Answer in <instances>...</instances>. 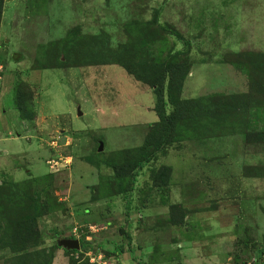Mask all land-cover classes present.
I'll list each match as a JSON object with an SVG mask.
<instances>
[{"label": "rangeland", "instance_id": "374dc122", "mask_svg": "<svg viewBox=\"0 0 264 264\" xmlns=\"http://www.w3.org/2000/svg\"><path fill=\"white\" fill-rule=\"evenodd\" d=\"M133 21L163 38L154 44L136 38L138 60L162 63L180 52L193 63L184 97L240 88L245 77L219 61L230 52H264V0H4L0 237L20 228L37 239L18 253L0 242V264L41 249L54 256L52 264H264V179L242 175L245 164H264V148L243 145L238 134L205 143L179 134L131 185L129 174L125 184L108 181L112 170L101 161L119 164L116 153L140 147L158 119L152 90L118 65L31 69L41 46L75 26L87 38L104 32L116 46L128 33L139 35ZM18 91L22 110L15 106ZM132 159L124 157L122 166ZM162 166L171 174L156 186L152 172ZM32 208L38 217L29 221ZM62 239L88 244L66 255L53 247ZM250 246L263 254L253 256Z\"/></svg>", "mask_w": 264, "mask_h": 264}, {"label": "trees", "instance_id": "16d2710c", "mask_svg": "<svg viewBox=\"0 0 264 264\" xmlns=\"http://www.w3.org/2000/svg\"><path fill=\"white\" fill-rule=\"evenodd\" d=\"M3 3L4 0H0V19ZM155 21L154 19L153 22ZM132 23H135L134 28L137 29L139 35L133 32L128 33V35L126 34L127 42L124 44L117 43L116 46L112 45L111 38L104 32L102 35L87 38L80 32V26H75L69 29L62 39L53 40L41 46L38 50L41 59H37L31 68L32 70H44L118 65L136 81L149 86L152 90L155 95L153 111L156 112L158 119L155 123L150 124L140 147L123 149L116 153L121 159L119 164L115 161H101V164L104 163L106 167L112 170L113 175L108 181L115 179L116 183L125 184L123 176L129 174L128 185H131L144 164L156 158L158 153H165V148L171 145L179 134L181 137L200 141H203L204 138H220V142H222V137L239 134L242 135L246 144L264 146V52L253 50H248L249 52L246 54L230 52L219 61L223 66H230L237 75L245 77V92L237 93L234 91L235 87L237 89L243 87L241 85L239 88L235 83L234 87L227 92H221L220 89L207 95L198 94L192 98H185L183 96L184 86L193 63H187L184 57L180 58V52L173 54L170 59L164 60L162 63L138 60L137 58L142 56H138L134 49L136 38H140L141 41L146 39V43L150 42V44H154L155 41H160L163 38L160 32L159 34L155 33V30L145 24L138 21ZM160 28V31H166V26H160ZM170 34H175L177 40L182 41L184 45L187 44L175 31H171ZM24 83H21L19 88H26L29 98V90L25 85L27 83ZM16 97L15 106L22 110L20 103L23 101L20 91H18L17 96L15 94V99ZM15 99L13 98V102ZM166 105L170 106L168 113L165 110ZM259 123L263 125L261 130L254 127ZM124 157L133 159L127 160L126 166H122ZM168 174H171V167L168 166H162L157 171L152 172L155 185H164V177ZM242 175L248 179H264V164H245L242 167ZM104 179L107 178L102 177L101 183ZM3 186L2 183L0 188ZM125 190L126 188H120L118 193ZM16 192L18 191L13 192L15 197L18 196ZM33 201L35 202V200ZM45 207L48 206L45 205ZM178 207L180 213L177 220L178 225H183L185 210L181 205ZM36 211L34 208L30 209L32 218L29 221L37 219ZM36 239L32 236H26L25 232L18 228L6 239L0 237V242L2 248L9 247L14 253H18L23 250L21 246L36 241ZM78 242V250L59 246L58 241L53 247L62 248L66 255H70L85 249L88 244L84 240H78ZM53 257L47 249H41L18 254L15 256L13 264H52Z\"/></svg>", "mask_w": 264, "mask_h": 264}, {"label": "crops", "instance_id": "0c3cea01", "mask_svg": "<svg viewBox=\"0 0 264 264\" xmlns=\"http://www.w3.org/2000/svg\"><path fill=\"white\" fill-rule=\"evenodd\" d=\"M103 66H107V65H103ZM84 67H91V66H84ZM79 69V68H82V67H72V68H54V69H64V70H68V69ZM17 70L19 69V68H16ZM50 70H52V69H50ZM18 71H21L20 69L18 70ZM30 71H32V70H30ZM7 73L9 74V76L12 74V76H10V79H13V78H15V76L16 75H14L13 74V71H7ZM7 73H5V74H7ZM4 74V75H5ZM2 75V74H1ZM3 75V76H4ZM22 79V78H21ZM23 80V79H22ZM0 81H2V76L0 77ZM12 82H14V79L13 80H11ZM9 84H10V82H9ZM246 85V83L245 82H243V87H241V89H236L235 88V90L234 91H236L237 93H240V92H245L246 91V87H245V85ZM235 92V93H236ZM230 93V92H229ZM196 95H198V94H196ZM185 98H192V97H185ZM44 113H40L39 112V115H43ZM77 115H82V112L79 110V108H78V112H77ZM260 121H262V120H260ZM258 126V127H257ZM257 126H254V127H256L258 130H261V128H263V125L261 124V123H259ZM61 132H65V131H61ZM69 134H71V132L69 133ZM237 137H239L240 138V141L243 143V145H244V139H243V137H242V135H240L239 136V134L237 135ZM226 137H222L221 139H222V142H224L223 140L225 139ZM21 141H23L24 139H20ZM206 140H209V139H207V138H204V140L203 141H200V140H197L199 143H205V141ZM210 140H216V141H218V142H220V138H210ZM258 146V145H257ZM260 147H262V148H264V146H260ZM8 152H6V154H7ZM19 153H15V154H12L13 156H16V155H18ZM67 158H69V157H67ZM16 166H18V165H16L15 164V166L14 167H16ZM252 237H254V236H252ZM247 243H245L244 244V250H246L247 249V246L248 245H246ZM252 245V244H251ZM251 248H252V252H253V256H259L260 254H262V252H263V250L261 249V246H250ZM242 249H240V250H238V252L239 251H241ZM237 252V251H236Z\"/></svg>", "mask_w": 264, "mask_h": 264}, {"label": "water", "instance_id": "95a60500", "mask_svg": "<svg viewBox=\"0 0 264 264\" xmlns=\"http://www.w3.org/2000/svg\"><path fill=\"white\" fill-rule=\"evenodd\" d=\"M103 150V145L100 144L98 147V152ZM58 245L70 250H78L79 242L78 240L62 239L58 241Z\"/></svg>", "mask_w": 264, "mask_h": 264}, {"label": "built area", "instance_id": "2783aa9c", "mask_svg": "<svg viewBox=\"0 0 264 264\" xmlns=\"http://www.w3.org/2000/svg\"><path fill=\"white\" fill-rule=\"evenodd\" d=\"M51 162V161H50Z\"/></svg>", "mask_w": 264, "mask_h": 264}]
</instances>
